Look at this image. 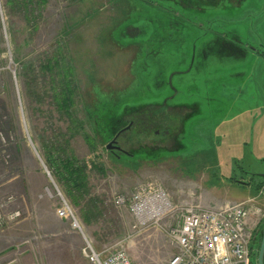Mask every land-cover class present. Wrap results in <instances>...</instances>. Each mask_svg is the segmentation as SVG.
<instances>
[{
	"label": "rangeland",
	"instance_id": "1",
	"mask_svg": "<svg viewBox=\"0 0 264 264\" xmlns=\"http://www.w3.org/2000/svg\"><path fill=\"white\" fill-rule=\"evenodd\" d=\"M66 158L88 166L78 201ZM261 177L264 0H0V264H91L58 192L96 250L168 264L167 232L134 233L115 204L149 183L179 219L249 202L257 264Z\"/></svg>",
	"mask_w": 264,
	"mask_h": 264
},
{
	"label": "built area",
	"instance_id": "2",
	"mask_svg": "<svg viewBox=\"0 0 264 264\" xmlns=\"http://www.w3.org/2000/svg\"><path fill=\"white\" fill-rule=\"evenodd\" d=\"M61 204L56 215L81 234L86 245L83 253L91 264H133L123 245L96 250L85 235L71 204L58 192ZM115 204L126 207L134 219L133 232L166 231L177 253L168 264H253L251 223L252 205L227 202L214 207H191L181 218L162 186L143 184L131 197L117 196ZM178 219V221H177ZM180 220V221H179ZM169 221V226L165 223ZM176 221L174 224H170Z\"/></svg>",
	"mask_w": 264,
	"mask_h": 264
},
{
	"label": "trees",
	"instance_id": "3",
	"mask_svg": "<svg viewBox=\"0 0 264 264\" xmlns=\"http://www.w3.org/2000/svg\"><path fill=\"white\" fill-rule=\"evenodd\" d=\"M68 91L69 90H65L66 93ZM68 99L69 97H65L64 100L65 104L67 103ZM87 167L88 166L86 163H80L76 160H71L69 158H66L61 160L60 165L57 168L58 176L67 182L68 195L74 201H78L79 195L84 194L87 190V175H86ZM247 185L253 187L256 191H262L264 190V178L261 177L259 181L256 183H254L253 180H249ZM261 239H262V231L260 233L258 250L260 249ZM256 241L257 238L253 243L252 251H254L255 244H257ZM252 255H254V253H252ZM256 258H258V254L256 255Z\"/></svg>",
	"mask_w": 264,
	"mask_h": 264
},
{
	"label": "water",
	"instance_id": "4",
	"mask_svg": "<svg viewBox=\"0 0 264 264\" xmlns=\"http://www.w3.org/2000/svg\"><path fill=\"white\" fill-rule=\"evenodd\" d=\"M111 148H112V144L108 146V149H111ZM258 264H264V226L262 230V240H261V246H260V251L258 255Z\"/></svg>",
	"mask_w": 264,
	"mask_h": 264
},
{
	"label": "flooded vegetation",
	"instance_id": "5",
	"mask_svg": "<svg viewBox=\"0 0 264 264\" xmlns=\"http://www.w3.org/2000/svg\"><path fill=\"white\" fill-rule=\"evenodd\" d=\"M126 130H127V129H126ZM164 135H166V134L164 133ZM118 138H119V135H118V137H117L116 139H118ZM114 144H115V145L111 148L113 154H114V153L125 154V151L122 149V147H120L118 141H115ZM118 148H119V149H118ZM255 240H256V238H253L252 246H253V243H254ZM261 240H262V239H261ZM255 245H256V244H255ZM260 246H261V244H260ZM259 251H260V249L258 250V255H259ZM252 253H254V251H252ZM252 257H253V255H252ZM257 262H258V258H257Z\"/></svg>",
	"mask_w": 264,
	"mask_h": 264
}]
</instances>
